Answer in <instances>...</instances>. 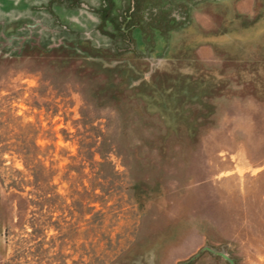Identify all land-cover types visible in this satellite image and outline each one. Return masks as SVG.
<instances>
[{"label": "rangeland", "instance_id": "1", "mask_svg": "<svg viewBox=\"0 0 264 264\" xmlns=\"http://www.w3.org/2000/svg\"><path fill=\"white\" fill-rule=\"evenodd\" d=\"M0 264H264V0H0Z\"/></svg>", "mask_w": 264, "mask_h": 264}, {"label": "flooded vegetation", "instance_id": "2", "mask_svg": "<svg viewBox=\"0 0 264 264\" xmlns=\"http://www.w3.org/2000/svg\"><path fill=\"white\" fill-rule=\"evenodd\" d=\"M104 1V0H103Z\"/></svg>", "mask_w": 264, "mask_h": 264}]
</instances>
